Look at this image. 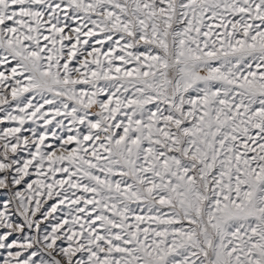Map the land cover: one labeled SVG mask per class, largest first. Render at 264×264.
I'll return each instance as SVG.
<instances>
[{
	"label": "snow or ice",
	"instance_id": "snow-or-ice-1",
	"mask_svg": "<svg viewBox=\"0 0 264 264\" xmlns=\"http://www.w3.org/2000/svg\"><path fill=\"white\" fill-rule=\"evenodd\" d=\"M0 264H264V0H0Z\"/></svg>",
	"mask_w": 264,
	"mask_h": 264
}]
</instances>
